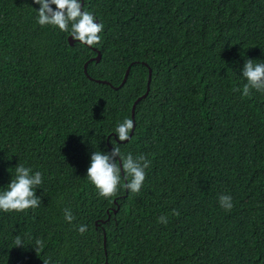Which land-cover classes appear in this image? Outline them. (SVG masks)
<instances>
[{"label": "trees", "instance_id": "1", "mask_svg": "<svg viewBox=\"0 0 264 264\" xmlns=\"http://www.w3.org/2000/svg\"><path fill=\"white\" fill-rule=\"evenodd\" d=\"M39 8L0 0V193L19 164L43 179L39 207L0 210V264H264V92L242 96L246 60L264 63V0H84L103 25L90 47ZM113 144L151 161L138 194L88 180Z\"/></svg>", "mask_w": 264, "mask_h": 264}, {"label": "clouds", "instance_id": "2", "mask_svg": "<svg viewBox=\"0 0 264 264\" xmlns=\"http://www.w3.org/2000/svg\"><path fill=\"white\" fill-rule=\"evenodd\" d=\"M40 5L38 12V24L41 26L52 25L63 32H69L75 40L92 46L101 42L103 25L95 21L91 12L82 10L81 0H34ZM52 5L56 6L54 10ZM242 75L247 83L243 86L242 96L248 97L251 90L264 92V63H254L248 59L242 70ZM233 91H241L239 88ZM132 119H125L116 128L118 141L124 142L130 139L129 133L133 130ZM151 161L146 156L133 157L131 153L126 156L121 153L119 147L113 144L110 152L96 151L91 155V164L87 171L88 180L95 186L98 194L104 198H111L118 194L120 187L138 194L146 179V169ZM16 175L7 189L0 193V210L4 212H25L40 206L41 199L36 196V189L43 183L42 173L37 171L32 174L31 168L19 164L16 166ZM127 181L122 184L121 173ZM220 205L226 211H230L234 205L232 197L221 195ZM175 215L180 213L174 210ZM64 219L72 223L75 217L70 209H64ZM159 223L167 224L166 216L158 218ZM78 231L83 235L87 231L86 225H78ZM16 247L22 246L19 236L15 240ZM43 247V241L37 240L35 250L38 252ZM48 264V261H45Z\"/></svg>", "mask_w": 264, "mask_h": 264}, {"label": "water", "instance_id": "3", "mask_svg": "<svg viewBox=\"0 0 264 264\" xmlns=\"http://www.w3.org/2000/svg\"><path fill=\"white\" fill-rule=\"evenodd\" d=\"M83 1L84 0H81L82 5H83ZM68 41H69V45L70 46H72L74 43H81V42L75 40L74 38H72L71 36L68 37ZM87 46H89V45H87ZM93 50H95V49H93ZM100 58H101V54L99 52H97V55H96L95 58L90 59L88 62H86L84 64V74L86 75V77L89 78V76L87 74V65H88V63L91 62V61L99 62ZM144 65L147 66L146 64H144ZM129 71H130V66L126 69L125 74H124V77H123V80H122L121 84L119 85V88H121L125 84L126 79L128 77V74H129ZM151 77H152V71H151L150 68H148V77H147V85H146L147 86V89H146L145 93L142 96H140L139 98H137V100L133 103L132 108H131V118H132V120L134 122V127H135V120H134L135 107L138 104V102H140L141 100L145 99L146 96L148 95L149 86H150V82H151ZM95 82L96 83H104V84H107L106 82H103V81H100V80H95ZM134 127H133V130L129 134L130 137L133 134ZM127 141H124V142H127ZM105 244H106V242H105V236H104V245ZM105 264H106V262H105Z\"/></svg>", "mask_w": 264, "mask_h": 264}]
</instances>
